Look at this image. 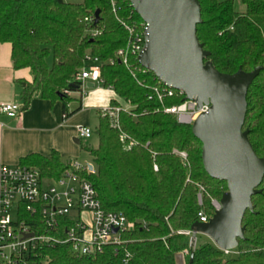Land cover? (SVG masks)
I'll return each instance as SVG.
<instances>
[{
	"label": "trees",
	"instance_id": "trees-1",
	"mask_svg": "<svg viewBox=\"0 0 264 264\" xmlns=\"http://www.w3.org/2000/svg\"><path fill=\"white\" fill-rule=\"evenodd\" d=\"M201 22L196 36L209 51L205 60L223 73L238 69L251 71L260 66L246 94L247 109L243 129L258 157H264V0H241L244 11L234 9L233 0H198ZM114 14L109 0H0V43L11 45L14 69L28 68L31 82L22 87V110L34 96L51 101L61 100L65 116L74 74L80 70L87 53L102 61L103 87H111L122 99L130 100L132 114L120 112V130L136 141L124 148L120 131L110 127L107 117L99 116L93 134L96 147L85 146L93 171L83 173L96 190L101 206L122 212L135 223L122 235L131 252L128 262L105 246L95 256H78L69 244L43 246L36 264H264V177L251 197L253 211L242 218L244 239L238 240V255L229 258L216 246L198 241L181 262L180 251L187 247L188 237L177 233L189 229L202 209L211 215V198L220 200L227 190L226 182L211 178L204 170L201 143L191 125L180 124L162 110V104L151 90L161 84L150 70L133 77L115 53L123 47L128 33L117 20L140 21L129 0H117ZM99 10L95 23L94 12ZM93 16L92 22L86 17ZM98 32L91 36L87 30ZM113 59V63L110 60ZM130 62L140 66L134 57ZM181 96L167 97L164 105L181 102ZM116 104V101H111ZM185 151L187 164L172 150ZM21 164L36 167L42 177L57 179L67 168L56 151L49 156L30 154ZM154 164L157 170H154ZM205 188L203 206L197 204V186ZM28 220L33 216L27 215ZM68 222H71V220ZM64 235L63 231L58 236ZM180 258V260H178Z\"/></svg>",
	"mask_w": 264,
	"mask_h": 264
},
{
	"label": "built area",
	"instance_id": "built-area-1",
	"mask_svg": "<svg viewBox=\"0 0 264 264\" xmlns=\"http://www.w3.org/2000/svg\"><path fill=\"white\" fill-rule=\"evenodd\" d=\"M109 2L112 12L116 14L117 0ZM85 20L88 23L92 22L93 16L86 17ZM117 20L127 31L128 39L125 45L116 51L115 56L135 77L137 72L148 70L141 66L138 60L139 54L145 48L147 23L142 19L135 21L117 17ZM97 32L94 29L87 30L91 36ZM130 57H134L140 66L130 62ZM110 63H113V59ZM101 65L102 61L98 57L89 53L85 55L82 67L73 76V83L78 86L77 91L84 94L86 81L103 87ZM151 90L162 104L163 112L173 115L180 124L192 125L197 117L207 112L210 107V103L205 102H201L198 107L195 98L184 99L183 90L172 88L162 82L151 86ZM64 93L68 95L70 90H64ZM174 96H181V102L169 106L163 104L165 98ZM133 108L130 100L120 98L116 104L101 109V115L108 118L110 127L120 131V140L127 150L136 145V141L120 130L119 114L124 111L135 116L131 112ZM21 112L22 106L18 103H0V114L15 118ZM63 117H66L65 114ZM92 134L93 130L90 127L77 126L78 138L87 139ZM172 153L187 164L185 151L174 148ZM89 164L91 163L70 160L67 168L57 179H46L36 167L26 164L1 166L0 264H36L35 258L39 250L45 245L56 244H69L76 255L87 257L101 253L105 246H112L113 253L122 255L124 263L130 260L131 252L124 246L126 241L122 235L132 231L135 223L129 221L122 212L106 210L101 206L92 183L81 175L93 171V166L89 170ZM153 168L157 170V165L154 164ZM197 188V204L202 207L205 188L201 184H198ZM210 203L212 214L207 215L201 209L197 214V221L207 222L221 207L220 201L216 198H211ZM84 212L89 214L87 218L83 216ZM27 215L33 218L28 220ZM61 231L64 235L58 236ZM177 233L188 237L187 247L180 251V255L186 257L196 246L197 233L191 228L178 230ZM220 250L225 255L230 252Z\"/></svg>",
	"mask_w": 264,
	"mask_h": 264
},
{
	"label": "water",
	"instance_id": "water-1",
	"mask_svg": "<svg viewBox=\"0 0 264 264\" xmlns=\"http://www.w3.org/2000/svg\"><path fill=\"white\" fill-rule=\"evenodd\" d=\"M129 1L147 23L145 48L138 56L141 66L165 85L183 90L184 99L195 98L198 107L201 102L210 103L191 130L201 143L205 172L225 181L227 190L219 200L220 209L207 222L196 221L190 228L208 236L219 249L236 248L238 240L244 239L242 218L246 210L253 211L251 197L261 192L258 186L264 177V157L256 155L248 130L243 129L247 90L261 67L229 74L205 60L209 51L196 36L201 22L198 0ZM98 15L96 10L95 23ZM70 87L78 88L76 84Z\"/></svg>",
	"mask_w": 264,
	"mask_h": 264
},
{
	"label": "crops",
	"instance_id": "crops-1",
	"mask_svg": "<svg viewBox=\"0 0 264 264\" xmlns=\"http://www.w3.org/2000/svg\"><path fill=\"white\" fill-rule=\"evenodd\" d=\"M31 80L28 68H13L11 45L0 43V103L22 106V87ZM67 96L70 100L66 103V111L78 109L66 117H63L66 113L61 100L51 101L38 96H34L28 108L15 118L0 114V168L21 164L22 158L30 154L49 156L52 151H56L65 164L70 160L79 161L82 148L76 136L77 126L85 125L94 130L101 109L113 100H120L113 89L90 81L85 82L84 94L75 89ZM84 163H91V160ZM82 214L86 218L89 215L87 212ZM179 257L182 262L184 257Z\"/></svg>",
	"mask_w": 264,
	"mask_h": 264
},
{
	"label": "rangeland",
	"instance_id": "rangeland-1",
	"mask_svg": "<svg viewBox=\"0 0 264 264\" xmlns=\"http://www.w3.org/2000/svg\"><path fill=\"white\" fill-rule=\"evenodd\" d=\"M71 1H75V2H81V0H71ZM233 5H234V9L236 11H244L245 7L242 4L241 0H233ZM78 138V137H77ZM80 139V145H81V151H82V156L81 158H79V162L84 163L87 160H91L90 156L86 153V151L84 150L85 146H90V147H96L97 143H98V139L97 136L95 134H92V136L90 138H78ZM89 157V158H88ZM92 161V160H91ZM196 241H202V242H206V243H210L211 245H214V242L206 235L201 234V233H197L196 234ZM238 255V251L236 248L230 249L229 254L227 255V257L229 258H234ZM180 260V258L178 259ZM179 264H181L179 262ZM183 264V263H182Z\"/></svg>",
	"mask_w": 264,
	"mask_h": 264
}]
</instances>
